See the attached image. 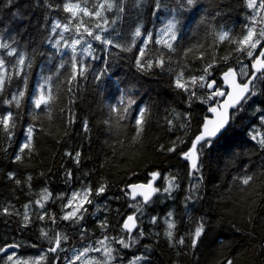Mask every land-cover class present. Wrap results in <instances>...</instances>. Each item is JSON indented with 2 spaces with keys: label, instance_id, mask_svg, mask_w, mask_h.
Masks as SVG:
<instances>
[{
  "label": "trees",
  "instance_id": "1",
  "mask_svg": "<svg viewBox=\"0 0 264 264\" xmlns=\"http://www.w3.org/2000/svg\"><path fill=\"white\" fill-rule=\"evenodd\" d=\"M95 2L88 0V6ZM156 2L123 0V12L114 7L104 13L108 25L90 21L93 28L101 23L105 29L101 34L114 44L86 37L75 53L86 70L69 84L73 52L64 41L70 44L78 34L64 32V40L57 46L62 29L55 33L52 29L58 21H69L65 4L84 6L83 0H0V43L26 54L31 63L17 74V57L7 55L10 49H0V58L9 70L0 91V118L11 113L14 125L11 135L0 125V210L8 207L11 213L0 211V247L18 243L21 247L14 252L19 258H35L52 246L51 237L63 233L67 241L58 253H49L44 264H67L65 257L71 258L74 251L85 247H99L96 241L104 236L131 243L124 248L110 242L115 256L111 264H130L135 257H143L136 264H227L228 260L233 264H264V146L259 137L252 139L264 135V80L257 82L256 95L233 109L224 133L202 148L199 171L192 175L191 162L182 153L189 150L204 118L211 115L209 108L218 107L223 97L209 100L211 92L189 83L190 91L196 93L190 99L188 91L175 86L179 72L183 71L182 82L190 81L192 76L203 74L206 63H213L208 80L215 79L222 91L221 75L228 68L239 72L248 65L245 70L251 71L249 58L234 52L235 45L224 42L209 46L220 31H230L239 39L252 10L246 0H197L194 7L183 8L181 0H159V10ZM171 20L178 21L177 39L170 41L174 51L155 42L163 39L160 32ZM137 27L152 34L142 62L164 53L162 67L142 70L137 65L145 39L141 35L133 43ZM88 44L91 48L84 52ZM193 45L204 46L203 60L198 58L199 51L185 57V50ZM129 47L131 51L124 50ZM229 52L232 54L223 61ZM48 77L51 79L45 84ZM238 79L243 82L246 78ZM41 86L45 91L50 87L56 99L36 108L34 101ZM20 91L23 97H19ZM13 96L18 97L19 105ZM129 100L135 103L128 106ZM113 106H128L118 124ZM141 108L147 110L146 123L134 141ZM29 126H34L33 147L21 152ZM174 141L176 150L170 152L167 149ZM76 152L80 153L78 164ZM18 154L23 157L19 162L15 160ZM153 172L160 173L155 180ZM171 176L176 177L178 187L165 192ZM245 176L253 177L247 185L242 183ZM150 181L159 191L147 203L128 190L130 184ZM101 185L106 190L97 195ZM85 188L92 190V203L84 205L82 219H62L69 211L65 208L68 199ZM45 189L50 196L41 207L34 202ZM25 205H29L31 218L26 227ZM45 211L55 217L54 223L48 217L38 219ZM129 215H135L137 223L131 232L122 227ZM104 221L107 227L101 228ZM169 221L175 223L171 240L166 234ZM201 223L203 232L193 247V234ZM181 238L182 244L178 242ZM8 254L11 252L0 253V264H7ZM88 256L103 259V253L90 252Z\"/></svg>",
  "mask_w": 264,
  "mask_h": 264
},
{
  "label": "snow or ice",
  "instance_id": "2",
  "mask_svg": "<svg viewBox=\"0 0 264 264\" xmlns=\"http://www.w3.org/2000/svg\"><path fill=\"white\" fill-rule=\"evenodd\" d=\"M9 3L12 2V0H8ZM141 0H137V4H139ZM197 4V0H181V7L183 8L185 5L188 7H194ZM83 5L81 6V3H69L64 5V10L70 13V19L67 23H60L59 21L55 24L52 31L53 33L56 32V29L60 28L62 29V32L60 35V40H57L56 44L57 46L60 45V41L64 40L63 33L68 31H75L78 34V38H73L70 42V44L67 41H64L65 46H70L73 52L72 57V72L71 75L68 77L69 84L72 83V81L76 80L78 76H83L84 72L86 70V66L82 65L75 56L77 46L81 45L82 42L86 43V37H92L96 41H102L106 45H113L114 41L112 39L105 38L101 33L105 30L104 27H102L101 23H96L94 25L95 29H99L100 31H94V28L90 21L92 20H100L102 21L103 25H108L109 21L104 16V13L107 11H111L114 7H118L119 12L124 11L123 7V0H119V4H117V0H96L95 3L91 5V7L88 6V0H83ZM247 8L252 10V14L249 16V23L244 26V33L243 35L237 39L235 36L232 35L230 31H220L216 32L214 34V43L210 45L209 47H216L221 43L227 42L229 44L235 45V48L233 49L236 53H242L247 56L250 60V67L251 71H246L245 69L248 68V65H244L239 72L235 68H228L226 72L223 73V79L225 82L229 83L232 91L225 92L219 89V87L216 85L215 80H208V77L211 75L210 69L213 67V63H206L205 68L203 69V74L199 77L192 76L190 78V81L182 82L183 79V71L179 72L177 74V78L175 81V86L179 89H182L184 91H188L190 93L189 98L191 99L196 95L195 91H190L189 89V83L193 86V88L197 85L200 87H206L207 89L211 90V94L209 95V100H214L215 97H227L223 104L219 107H210L209 111L211 113H214L215 116L213 119H208L207 117L204 118V122L202 124L201 131L198 135H195V138L192 140L191 147L187 152H183L182 155L184 158L189 160L191 172L190 175L196 173L199 171V156L201 154V150L204 146H210L212 143L213 138L217 137L218 134L222 132L223 129L228 125L230 121V115L228 112V109L236 108L237 106L241 105L242 103L246 102L248 99H250L252 96L256 95V86L258 81L264 80V0H246ZM159 0L156 2V10H159L160 8ZM87 18V19H85ZM112 24H115L116 21L112 20ZM177 23L178 21L171 20L169 21L168 25L166 26V29L164 31V36L168 37L167 40L165 39H159L155 41L158 44L165 45L170 51H174V44L170 41H175L177 39ZM141 35H145V39L143 41L144 47L139 48V56L137 57V65L143 70L145 68H151L153 66L162 67L165 63V55L164 53H160L158 57H156L154 60H147L142 62L143 57L145 56V48L148 45L149 42L152 40V34L149 33H142L141 27H137L134 32L133 37V43H135V38L140 37ZM117 48L123 47L120 44L114 45ZM91 48V45L88 44L87 47L83 48L84 52H88ZM0 49H10L7 53L9 56H16V64L14 67L17 69V74L19 72L24 71V67L27 65L28 67H31V63L29 58L26 54L19 53L16 48H11L9 44L7 43H0ZM125 51H131V48H124ZM199 51L200 56L199 59L203 60L205 56V49L203 45H193L192 47L185 50L184 55L185 57H188L189 55H195V53ZM232 53L229 52L228 55H225L222 59L223 61H227L229 56ZM61 67H63V64H61ZM9 70L6 67V61L4 58H0V91L3 90V87L5 85V81L7 78H9ZM238 76L245 77L246 79L244 82H237ZM100 77L97 76V79ZM51 78H45V84L48 83V81ZM71 91V89H69ZM24 92H19V97H23ZM56 98L52 94V90L49 87L47 91L44 90V87L41 86V92L39 96L35 99V107L40 108L41 105H50ZM13 100L17 102V105H19V99L17 96H13ZM11 102V101H9ZM132 103H135L133 100L128 101V106H130ZM128 106H125L123 108L113 106L112 112L115 114L116 122L119 123L120 120L124 119V114L128 111ZM223 109L221 111L220 109ZM146 109L141 108L139 112V116L136 119V136L134 137V141L139 138V136L143 132L144 125L146 123L145 116H146ZM187 115V114H186ZM11 113L8 114V116L4 118H0V125L3 126L4 131L8 132L9 135H11V128L14 127V125L11 123ZM172 121H169V124H171ZM33 131L34 126H29L27 129V138L26 142L22 145L20 151L24 152L25 150H31L33 147L32 140H33ZM259 137V143L261 146H264V135H257L253 136L252 139L256 140ZM183 141H181L182 143ZM199 146V147H198ZM163 148V145L161 146ZM170 152H174L176 150V142L174 141L172 143V146L167 149ZM68 155H72L71 153H68ZM23 157L21 155H16L15 160L17 162L21 161ZM75 162L78 164L80 159V153H75ZM10 178H14V174L10 173ZM69 176H71V172L68 173ZM160 176L159 172H153L151 173L152 180H155L157 177ZM31 180V177L28 178ZM253 179L251 176H245L242 178V183L247 185L249 182ZM176 177L171 176L167 179V187L164 189L165 192H171L174 188L178 187V184L175 183ZM17 184L20 183L19 180L16 181ZM133 190V196L135 197L136 190L140 189V195L143 196V200L145 203L150 201L152 195L159 191L158 188H155L153 186V183L150 181L146 185H130L129 186ZM196 185H193V188H195ZM106 190V186L101 185L96 190V194L99 195L101 193H104ZM92 190L91 188H85L82 190V192H74L71 197L68 199L67 204L65 205V208L70 209L65 213V215L62 217L64 220H70L73 222H78L79 219H82V213L86 211V208L84 207L85 204H90L92 201L89 199V196L91 194ZM50 194L45 189L40 197V199L36 200L34 203L37 205H40L43 207V201H46L49 199ZM63 198V196H61ZM187 199L191 200L192 197L189 196ZM30 204L33 202H29ZM25 211L23 213V223L26 227L30 222L31 218L28 214V207L29 205H25ZM139 210V209H138ZM2 211L4 214H11L9 212V208L5 207ZM169 217H171L172 213L168 214ZM46 217L52 220V222H55V217L48 216L47 211L43 215H40L38 219L44 220ZM155 220V218H153ZM101 228H106L107 223L106 221L101 222ZM123 229L127 230L128 232H131L133 229L137 228L136 223V217L135 215H129L125 219L123 225ZM175 228V223L169 221L168 222V231L167 236L171 240L173 236L172 229ZM203 232V224L201 223L196 229L193 234L192 239V245L195 247L196 243L198 242L199 237L201 236ZM140 236H143V231H140ZM42 235L47 237L48 234L46 232H42ZM83 235V233H82ZM68 237L67 235L63 233H56L53 237L50 238V242L52 243V246L47 249L46 253L37 256L35 258H28V259H22L19 258L16 254V252H11V254L7 255V264H44V262L48 258L49 253H58L59 250H61V244L65 241H67ZM110 242H117L120 245H122L124 248L131 247V243L126 242L124 239H120L119 241H115L114 238L110 241V238L108 236H104L102 239L97 240L96 244L99 245V247H85L82 250L74 251L73 256L71 258L65 257L67 260V264H111V262L115 259V256L113 255L114 249L109 246ZM135 238L132 239V243H135ZM179 243H183V238H181ZM21 247L20 244H6L3 247H0V253H6L9 250L13 248H19ZM35 247V245H33ZM90 252H98L103 253V259H98L96 257H89L88 254ZM143 257H135L133 261H130V264H136L137 261L142 259ZM59 259V257H57ZM227 264H233V261L228 260Z\"/></svg>",
  "mask_w": 264,
  "mask_h": 264
},
{
  "label": "water",
  "instance_id": "3",
  "mask_svg": "<svg viewBox=\"0 0 264 264\" xmlns=\"http://www.w3.org/2000/svg\"><path fill=\"white\" fill-rule=\"evenodd\" d=\"M226 71H227V70H226ZM226 71H224V72H226ZM224 72H223V73H224ZM223 73H222V75H221V84H222V88L225 90V92H230V91H232V88H231V86H230L229 83H227V82L224 81V79H223ZM210 80H215V79H210ZM210 80H209V81H210ZM215 81H216V80H215ZM237 82H240L238 78H237ZM243 82H244V81H243ZM216 85L218 86L217 82H216ZM205 89H206L207 92H211L210 89H207L206 87H205ZM226 98H227V97H223V98L221 99V101H220L218 107H219L220 105L223 104V102H224V100H225ZM233 109H234V108L228 109V112H229L230 117H231V113H232ZM220 110L223 111L222 108H221ZM214 116H215V114L212 113V114H211L210 116H208L207 118H208V119H213ZM203 122H204V120H203ZM229 122H230V121H229ZM202 124H203V123H202ZM228 125H229V123H228ZM228 125L225 127V129L222 130V132H221L220 134H218L217 137H219L220 135H222V134L224 133V131L226 130V128L228 127ZM201 128H202V126H201ZM200 131H201V129H200ZM217 137H215V138H217ZM134 184H136V185H146V184H148V183L138 182V183H134ZM131 185H133V184H131ZM129 186H130V185H129ZM128 190H129L130 193L133 195V190H132L130 187H128ZM135 196H140V197L143 198V196L140 195V189H137V190H136V194H135ZM16 249H17V248H13V249L9 250L8 252H13V251L16 250Z\"/></svg>",
  "mask_w": 264,
  "mask_h": 264
},
{
  "label": "rangeland",
  "instance_id": "4",
  "mask_svg": "<svg viewBox=\"0 0 264 264\" xmlns=\"http://www.w3.org/2000/svg\"><path fill=\"white\" fill-rule=\"evenodd\" d=\"M166 29V26L161 30L160 32V38H163V39H168V37L164 36V31ZM210 80V79H209ZM70 210V209H69ZM74 253V252H73Z\"/></svg>",
  "mask_w": 264,
  "mask_h": 264
},
{
  "label": "bare ground",
  "instance_id": "5",
  "mask_svg": "<svg viewBox=\"0 0 264 264\" xmlns=\"http://www.w3.org/2000/svg\"><path fill=\"white\" fill-rule=\"evenodd\" d=\"M229 125H230V122H229ZM229 125H228V127H229ZM228 127H227V128H228ZM227 128H226V129H227ZM198 134H199V133H198ZM198 134H197V135H198ZM220 136H221V135H220ZM220 136H219V137H220ZM219 137H217V138H219ZM133 184H134V183H133ZM130 185H131V184H130Z\"/></svg>",
  "mask_w": 264,
  "mask_h": 264
}]
</instances>
